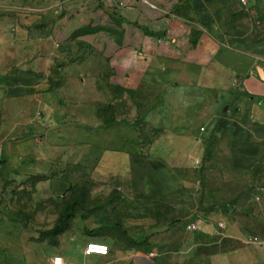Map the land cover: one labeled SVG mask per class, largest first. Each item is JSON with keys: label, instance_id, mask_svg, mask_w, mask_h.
Returning <instances> with one entry per match:
<instances>
[{"label": "crops", "instance_id": "0c3cea01", "mask_svg": "<svg viewBox=\"0 0 264 264\" xmlns=\"http://www.w3.org/2000/svg\"><path fill=\"white\" fill-rule=\"evenodd\" d=\"M244 1L54 0V64L65 63L54 91L36 90L44 80L35 59L9 60L0 104L7 114L25 115L21 100L31 96L40 109L50 94L72 140L74 132L84 141L108 139L126 157L129 148L143 147L147 178L173 213V239L159 251L119 249L86 234L61 236L54 246L19 220H4L0 242L20 249L1 250L0 264H52L56 257L62 264H264V205L200 209L202 178L233 187L264 168V0ZM39 23L16 31L11 46L37 47L46 34ZM59 30L73 33L66 53ZM139 92L161 125L146 141L121 109ZM129 103L131 114L139 113V104ZM198 217L199 230L188 231L186 222ZM89 241L108 245V254L86 255Z\"/></svg>", "mask_w": 264, "mask_h": 264}, {"label": "rangeland", "instance_id": "374dc122", "mask_svg": "<svg viewBox=\"0 0 264 264\" xmlns=\"http://www.w3.org/2000/svg\"><path fill=\"white\" fill-rule=\"evenodd\" d=\"M34 19L46 31L37 47L28 46L25 52L12 47L14 33L22 27L32 29ZM62 31L58 32L62 41L59 49L66 53L70 48L66 41L73 33L70 36L69 31ZM20 58L38 62L37 77L45 82L38 81L42 86L36 83L37 87L32 82L37 91H54V77L62 74L65 64H54V0H0V81L10 78L4 75L7 62ZM146 97V92H139L131 100L139 104L135 115L131 114L130 99L124 100L121 108L124 121L133 123L143 141L156 134V128L161 129L154 124L159 120L149 112L150 99ZM44 98L46 105L40 109L31 96L21 100L20 105L28 111L25 115L7 114L8 109L0 104V144L5 145L0 153V222L19 220L26 229L36 231L44 243L54 246L61 236L85 234L99 241L111 239L119 249L138 252L167 246L173 239L169 228L173 213L162 201L160 188L147 178L144 148H129L126 157L108 139L84 141L83 132H74L72 140L65 114L64 119L54 116V96L47 94ZM17 105L18 101L6 107L12 110ZM201 186L205 192L202 211L213 206L225 209L227 202L243 208L264 205V168L245 184L213 185L202 178ZM61 216L63 232L53 237L49 230ZM19 246L0 242V251L9 247L19 251ZM177 264L210 262L184 260Z\"/></svg>", "mask_w": 264, "mask_h": 264}, {"label": "built area", "instance_id": "2783aa9c", "mask_svg": "<svg viewBox=\"0 0 264 264\" xmlns=\"http://www.w3.org/2000/svg\"><path fill=\"white\" fill-rule=\"evenodd\" d=\"M242 2H245L242 0ZM202 223L201 218H193L186 222V229L188 231L194 232L199 230L200 224ZM84 252L86 255L90 254H99V255H107L109 252L108 245L100 242L89 241L87 242ZM52 264H62V259L60 257H56L53 259Z\"/></svg>", "mask_w": 264, "mask_h": 264}, {"label": "trees", "instance_id": "16d2710c", "mask_svg": "<svg viewBox=\"0 0 264 264\" xmlns=\"http://www.w3.org/2000/svg\"><path fill=\"white\" fill-rule=\"evenodd\" d=\"M216 208H217L216 206H213V207L209 208L208 211H213ZM63 218H64V216H61L60 218H58L55 225L51 228V230H49V232L52 233L53 237H54V235L58 236L63 232L62 227H61ZM52 245H54V243H52Z\"/></svg>", "mask_w": 264, "mask_h": 264}]
</instances>
